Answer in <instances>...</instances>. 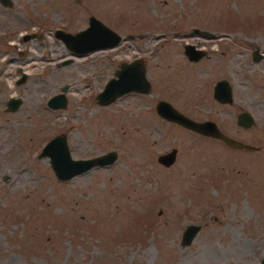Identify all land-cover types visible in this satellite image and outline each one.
Masks as SVG:
<instances>
[{
	"label": "rangeland",
	"instance_id": "rangeland-1",
	"mask_svg": "<svg viewBox=\"0 0 264 264\" xmlns=\"http://www.w3.org/2000/svg\"><path fill=\"white\" fill-rule=\"evenodd\" d=\"M89 15L119 42L79 54L53 35L82 29ZM184 43L203 49L196 61ZM133 58L148 90L96 102ZM218 79L231 103L212 97ZM64 84L65 105L48 107ZM9 97L20 102L5 111ZM159 99L256 148L165 120ZM242 110L248 127L235 124ZM56 134L71 158L112 150L115 159L57 179L39 156ZM170 148L174 160L163 166L156 156ZM188 223L199 228L181 245ZM263 256L264 0L0 3V264H259Z\"/></svg>",
	"mask_w": 264,
	"mask_h": 264
},
{
	"label": "water",
	"instance_id": "water-1",
	"mask_svg": "<svg viewBox=\"0 0 264 264\" xmlns=\"http://www.w3.org/2000/svg\"><path fill=\"white\" fill-rule=\"evenodd\" d=\"M2 5L10 4V0H0ZM194 32L198 30L193 29ZM53 35L59 38L64 45L75 53H85L98 48H106L117 44L120 40V35L105 26L97 18L89 15L87 24L82 29L74 33L56 29ZM35 36L34 33L23 34V39ZM184 56L189 61H196L202 54L200 48H196L192 43H184L182 47ZM256 57L255 55L253 56ZM64 63V62H63ZM23 73L15 80L19 82L23 79ZM66 85L60 87V92L54 93L46 100V104L50 108L63 107L65 105V97L63 91ZM148 83L144 76L143 67L139 58H133L127 62H121L113 72V77L107 79L101 90L95 96V101L99 104H104L122 93L128 91H146ZM212 97L220 103H231L230 86L225 79H218L212 86ZM20 102L18 97H9L5 101V111L14 110ZM156 113L165 120L175 122L187 129L205 136H211L220 139L225 145L234 148H244L247 150L255 149L256 147L240 140L229 137L221 133L211 120H194L176 110L169 102L159 99L154 105ZM253 118L249 111L242 110L235 115V124L241 127L251 125ZM46 155L48 157L49 166L57 179L65 180L75 174H79L91 166L109 164L115 159V152L110 150L87 158H71L66 146L64 136L56 134L51 137L40 149L39 156ZM175 157V148L160 153L156 156V161L163 166H168L172 163ZM199 224H186L180 236V244H187L197 229ZM259 264H264V256L259 259Z\"/></svg>",
	"mask_w": 264,
	"mask_h": 264
},
{
	"label": "flooded vegetation",
	"instance_id": "flooded-vegetation-1",
	"mask_svg": "<svg viewBox=\"0 0 264 264\" xmlns=\"http://www.w3.org/2000/svg\"><path fill=\"white\" fill-rule=\"evenodd\" d=\"M200 48H201V47H200ZM201 49H202V48H201ZM202 50H203V49H202ZM20 76H21V75H20ZM20 76H19V77H20ZM17 79H18V78H17Z\"/></svg>",
	"mask_w": 264,
	"mask_h": 264
}]
</instances>
